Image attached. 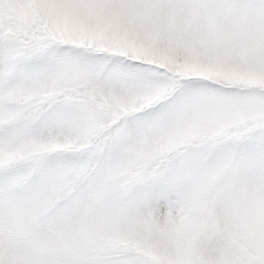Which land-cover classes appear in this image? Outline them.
Here are the masks:
<instances>
[{
  "label": "snow or ice",
  "instance_id": "snow-or-ice-1",
  "mask_svg": "<svg viewBox=\"0 0 264 264\" xmlns=\"http://www.w3.org/2000/svg\"><path fill=\"white\" fill-rule=\"evenodd\" d=\"M0 264H264V0H0Z\"/></svg>",
  "mask_w": 264,
  "mask_h": 264
}]
</instances>
